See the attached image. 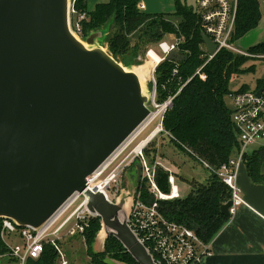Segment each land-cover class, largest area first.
<instances>
[{
  "label": "water",
  "instance_id": "obj_1",
  "mask_svg": "<svg viewBox=\"0 0 264 264\" xmlns=\"http://www.w3.org/2000/svg\"><path fill=\"white\" fill-rule=\"evenodd\" d=\"M104 36L92 33L89 49L71 32L69 0H0V217L45 224L150 116L139 76L96 46ZM202 39L214 54L216 43ZM86 195L107 237L138 264H155L129 213L121 218L126 199Z\"/></svg>",
  "mask_w": 264,
  "mask_h": 264
},
{
  "label": "trees",
  "instance_id": "obj_2",
  "mask_svg": "<svg viewBox=\"0 0 264 264\" xmlns=\"http://www.w3.org/2000/svg\"><path fill=\"white\" fill-rule=\"evenodd\" d=\"M139 1L109 0L89 11L88 0H76L78 11L85 12L88 16L87 20L83 21V37L87 40L92 33L103 31L107 26L115 28V32L108 39L110 52L116 60L127 66L131 63V58H137L139 48L134 47L130 56L124 59L116 56L113 51L123 53L129 50L133 39L137 37L145 43L155 44L163 40L168 33L176 34L180 40L178 50H174L175 55L171 54L155 71L158 102L162 103L171 96L175 97L172 108L165 113L163 126L172 136L170 139L173 145L181 152L196 156L197 161H206L214 167H219L230 159L240 144L232 123L233 111L226 106L225 96L234 92L230 88L231 79L245 71L242 66L250 58L223 49L207 62L208 54L202 39L204 29L195 7L190 8L178 0L174 12L153 15L140 11ZM172 16L175 19H171ZM262 18L259 0H238L234 40L238 41L257 29ZM248 51L264 53V41L250 46ZM204 63L206 78L196 73ZM255 69L254 66V72ZM259 85L264 86V79L259 81ZM247 89L249 86L245 85L240 91ZM187 146L194 152L187 151ZM263 163L264 147L248 152L245 157V165L251 179L261 184H264V174L261 173ZM192 181L190 192L186 196L159 201V208L167 218L187 225L203 241L210 242L229 221V217L222 214L221 206L230 199V189L214 173H209L204 182ZM156 182L163 192L171 191L169 172L162 167L156 170ZM137 190L144 201L152 202L155 199L148 191L146 180L138 183ZM3 225V220H0L1 261L9 253L2 237ZM101 225L99 216L91 217L80 234L86 240L91 264H110L105 262V256L138 264L114 235L107 238L102 252H92V243ZM8 257V261L16 262L10 255ZM58 262L59 254L56 249L46 245L39 258H30L26 264Z\"/></svg>",
  "mask_w": 264,
  "mask_h": 264
},
{
  "label": "built area",
  "instance_id": "obj_3",
  "mask_svg": "<svg viewBox=\"0 0 264 264\" xmlns=\"http://www.w3.org/2000/svg\"><path fill=\"white\" fill-rule=\"evenodd\" d=\"M75 3L76 0H69V28L81 40L84 38L83 21L87 20L88 16L85 12H79ZM138 8L140 11H144L146 8L145 3L139 1ZM237 8L238 0H197L195 12L200 17V22L204 29L203 33H206L217 45V51L214 54H210L204 44L209 60L223 49L237 54H241L243 51L237 46V41L234 40ZM179 41L177 39L176 42H170L168 40L161 42L159 47L162 54L168 55L176 50ZM153 52L155 51L153 50ZM261 57L264 58V56ZM162 59L160 57L159 62ZM201 77L204 78L202 74ZM153 86L155 93L152 98V103L158 110V113H153L152 107L149 106L151 99L148 101L147 106L151 110L150 116L154 114V119L157 115H161L160 126L157 127L155 135L160 132H166L169 137H172L164 129L163 120L165 113L172 108L175 97L171 96L162 103L158 102L157 80L155 75L153 76ZM261 89L262 92L259 95L258 92ZM230 96L234 101L232 123L238 131L239 147L230 159L219 167H214L206 161L200 162L208 173L218 175L230 189L231 197L229 200L232 201V206L229 208V212L230 217H232L237 208L246 203L237 182L239 169L245 163V157L251 151V147L256 142L264 141V86L257 85L255 89L249 88L245 91L238 89L231 93ZM123 152L124 150L119 153V156ZM135 155L143 157L142 152L136 153ZM112 156L107 159L105 167L99 173L98 178L103 171L109 168L119 158L118 156L116 159L111 160ZM158 167H162L169 172V183L171 186L169 193L163 192L156 182L155 175ZM142 169L144 179L148 184V190L155 199L152 202H146L138 194L135 201L131 204L132 207H130L128 217L129 226L151 253L155 264H201L204 257L211 255L210 242L203 241L187 225L167 218L159 208V201L184 197L179 188L176 173L173 172L172 168L165 166L160 160L148 164L144 157ZM91 176L87 179L86 190L82 193H75L40 227L20 226L18 223L5 218L2 237L9 248L10 256L18 262L17 264H26L30 258H39L46 245H51L56 248L60 257L59 264H68L60 247V241L68 235L82 234L89 219L96 215L89 210L88 197L86 195V192L91 189L89 186L91 184L89 179ZM115 176V173H111L104 182L95 184L103 188L105 187V192L102 193H104L107 200L113 203L116 202L111 199L109 190L111 180ZM80 198H82V201L75 207ZM62 218L64 220L56 227V223ZM7 234L15 235L16 238L22 240V245L16 244V242L14 244L9 243L6 240Z\"/></svg>",
  "mask_w": 264,
  "mask_h": 264
},
{
  "label": "rangeland",
  "instance_id": "obj_4",
  "mask_svg": "<svg viewBox=\"0 0 264 264\" xmlns=\"http://www.w3.org/2000/svg\"><path fill=\"white\" fill-rule=\"evenodd\" d=\"M106 1L108 0H88L89 11L94 10L98 4L105 3ZM140 1L145 3L146 5V8L143 12H147L148 14L154 15V14H159V13L174 12L177 8L176 4L178 0H140ZM180 1H182L183 3H186L190 8L192 7L194 8L197 2V0H180ZM259 2H260L261 12L263 15V18L261 20L259 27L251 31L250 33H248L243 38L237 41V46L243 50L241 52V55L246 58L247 57L250 58V60L247 61L242 66V68H245V71L242 74L234 75L232 77L231 83H230V88L232 91H236L245 85L249 86V88L251 89H255L257 85H259V81L261 79H264V58L261 57V56H264V53H253L251 51H248V48L250 46H253L259 42L264 41V0H259ZM173 17L174 16L170 18L175 19V17L174 18ZM103 32H105V36L97 41L96 46L103 47L107 52L111 54L108 39L110 35L115 32V28H111L110 26H107L106 29L103 30ZM176 36L177 35L174 33H168L166 34V36H164L163 40H161L160 42L158 41L159 43L156 42L155 44L145 43L142 41L140 37L136 36L137 38L133 39L129 50L123 53H120L118 51H113V53L116 56H118L121 59H124L125 57L128 58V56H130V54L133 52L132 50L134 49V47L139 48L140 53L138 54L137 58H133V59L131 58V61H130L131 63L128 64L127 67L139 68L146 64L148 65L150 63L153 64L152 61L150 60L151 53L153 52V50L157 52V53L154 52L155 54H157L158 56L160 55L159 60H160V57L163 58L160 62L159 60L156 61L155 65H153V68L151 69V74H149L142 81L144 94L148 96L149 100L151 99L149 106L152 107L153 113L155 114L158 113V110L154 107L152 103V98L155 93V89L153 86V76L155 75L156 68L158 67L157 64L162 63L164 60L170 57L171 54L175 55V52L178 50L177 49L176 51H173L172 53L165 55V54H162L159 45L161 42L165 40H168L170 42H176L177 40ZM84 41L86 40L84 39ZM149 51H152V52L149 53ZM111 55L113 56V54ZM253 65L256 68L255 72H254ZM204 66H205V63L197 70L196 73L199 74L200 76L202 74L204 78H206L205 73L203 71ZM251 70H253V72ZM174 73H176V70L174 71ZM180 90L177 93H179ZM225 104L230 110L232 111L234 110V101H233V98L230 96V94L225 96ZM160 120H161V115H157L155 119L154 117L150 118L145 125L143 124L142 127H139L138 129L140 130L137 133L138 135L136 134L134 136L135 138L133 137L131 139V141L129 142L130 144L129 147L124 150L121 156H119V153L121 152L120 150L123 147L122 145V147H120V149L118 150V153L112 156L111 160L116 159L118 156L119 158L115 160V162H113L109 168L103 171L101 175L99 176V178L95 181V184L104 182L110 176L111 173H115L116 176L114 179L111 180L110 190H109L111 199H113L115 202H120L123 199H126V200L128 199L131 205L135 201V198L139 194L137 190L138 183H139L138 182L139 170L137 166L138 164H141L142 166L143 157L147 160L148 164L154 163L157 160H160L165 166L172 168L173 172L176 173L178 182H182L183 184H184V181L190 182L193 179H194V182L196 183L200 182L199 179L197 178L198 176H195V174H198V172L201 173V176L203 174H204V177H205V174L209 176V173L204 169L201 162L195 160L196 156L186 155L185 153L177 149L171 142V139L166 132H160L159 134L155 135L157 132L156 130L157 127L160 126ZM138 129L136 131H138ZM236 132H237L236 134L238 135L237 130ZM262 147H264V141L259 142V143L256 142L251 147V151L259 150ZM186 150L191 153L194 152V151H191V148L188 146L186 147ZM140 152H142L143 157L140 155L139 156L135 155L136 153H140ZM105 164L106 163H104L99 168V170L103 169L105 167ZM202 170L205 172H203ZM144 180L145 179L143 176V169H142V178L140 182ZM89 191H92V190H89ZM81 201H82V198L79 199L75 207H77ZM94 217H97V216L94 215ZM1 218L2 217H0V220H3V224H4L5 218H2V219ZM63 220L64 218L60 219L56 223V227L59 226ZM98 232L100 233H98L96 238L93 240L92 248L90 246L92 252H95V253H100L104 250L107 238L109 237V236L105 237L103 225H101V229ZM6 240L11 244H14L16 242V244L22 245V240H20L19 238H16L15 235L7 234ZM85 241H86L85 238H83L80 235V233H77L75 235H68L60 241V247L68 261V264H91V257L88 252L89 250L86 247L87 245ZM9 255L10 254L8 253V256ZM8 256L6 255L2 261H1L2 258L0 257L1 264H15V263L17 264L18 263L17 261L15 263L12 261H8V258H9ZM103 258L105 262H108L110 264H136L134 262H128V261L125 262L123 260L116 259L110 256H105ZM59 262H60V257H59Z\"/></svg>",
  "mask_w": 264,
  "mask_h": 264
},
{
  "label": "crops",
  "instance_id": "obj_5",
  "mask_svg": "<svg viewBox=\"0 0 264 264\" xmlns=\"http://www.w3.org/2000/svg\"><path fill=\"white\" fill-rule=\"evenodd\" d=\"M261 173L264 174V163ZM195 176L200 182L208 178L199 172ZM237 182L246 203L237 208L210 241L211 255L204 257L201 264H264V184L251 179L245 163L239 169ZM178 184L186 196L190 182Z\"/></svg>",
  "mask_w": 264,
  "mask_h": 264
},
{
  "label": "bare ground",
  "instance_id": "obj_6",
  "mask_svg": "<svg viewBox=\"0 0 264 264\" xmlns=\"http://www.w3.org/2000/svg\"><path fill=\"white\" fill-rule=\"evenodd\" d=\"M81 41H83V43L85 44V46L87 47V48H89V49H91L92 48V46L91 45H89V44H87V42L86 41H84V40H82L81 39ZM150 60L152 61V63L153 64H146V65H143V66H141V67H139V68H135V67H127V66H125L126 67V69H130V70H133L138 76H139V78L141 79V83H142V81L149 75V74H151V69L153 68V65H155V63H156V61H158L159 60V56L157 55V54H155L154 52H152L151 53V58H150ZM158 63V62H157ZM150 118H153V115L152 116H149L148 118H147V120L143 123L144 125L148 122V120L150 119ZM142 124V125H143ZM142 125L140 126V127H142ZM144 128H146V127H144ZM143 129V128H142ZM141 129V130H142ZM139 130L140 129H138V131H136L135 133H133V135H131V137L129 138V139H127V141H125V143L123 144V147L121 148V150L120 151H123V150H125L127 147H128V145H129V142L131 141V139L139 132ZM143 131V130H142ZM140 134V133H139ZM138 135V134H137ZM138 137V136H137ZM135 138V137H134ZM146 140V139H145ZM144 140V141H145ZM147 142V141H146ZM145 142V143H146ZM145 147V146H144ZM141 148H142V146H141ZM119 151V152H120ZM116 153H118V151L116 152ZM115 153V154H116ZM121 153V152H120ZM115 157V156H114ZM106 163V162H105ZM102 171V169L101 170H97L95 173H93L92 174V176L89 178L90 179V182H91V184L89 185L90 187H91V189L90 190H92L93 192H105L104 191V188L102 187V186H100V185H95V180L98 178V175H99V173ZM130 207H131V205H130V202H129V200L127 199L126 200V204L124 205V210H123V213L121 214V218L122 219H125L126 218V215L129 213V211H130ZM124 214H126V215H124ZM103 230H104V234H105V237H107V234H108V230H106L104 227H103ZM103 233V232H102ZM101 233V234H102Z\"/></svg>",
  "mask_w": 264,
  "mask_h": 264
}]
</instances>
